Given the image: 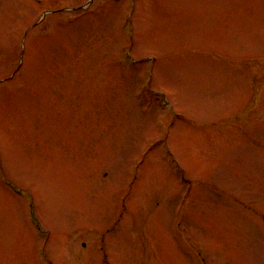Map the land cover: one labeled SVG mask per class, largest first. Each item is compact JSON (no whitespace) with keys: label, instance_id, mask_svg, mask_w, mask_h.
Here are the masks:
<instances>
[{"label":"rangeland","instance_id":"obj_1","mask_svg":"<svg viewBox=\"0 0 264 264\" xmlns=\"http://www.w3.org/2000/svg\"><path fill=\"white\" fill-rule=\"evenodd\" d=\"M0 264H264V0H0Z\"/></svg>","mask_w":264,"mask_h":264}]
</instances>
